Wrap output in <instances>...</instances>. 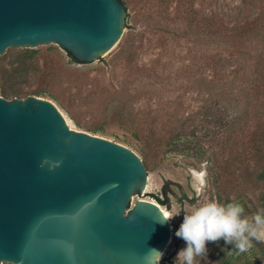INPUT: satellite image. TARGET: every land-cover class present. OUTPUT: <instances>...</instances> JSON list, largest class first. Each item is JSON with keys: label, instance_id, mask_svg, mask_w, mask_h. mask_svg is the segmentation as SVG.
<instances>
[{"label": "rangeland", "instance_id": "1", "mask_svg": "<svg viewBox=\"0 0 264 264\" xmlns=\"http://www.w3.org/2000/svg\"><path fill=\"white\" fill-rule=\"evenodd\" d=\"M122 1L125 28L109 53L75 63L59 46L40 45L28 70L7 85L53 103L69 127L140 158L146 190L131 204L156 198L166 203H157L171 228L160 264H173L186 246L175 232L195 208L228 197L247 204L249 221L258 210L261 187L249 173L258 167L253 134L264 130V0ZM192 3L205 11L207 25L183 15L176 20L175 9ZM256 16L255 30H234V20ZM20 49L0 54V71ZM195 146L206 155L196 154ZM193 172L206 174L199 192L191 186ZM206 247L207 256L196 264L213 262L212 242ZM247 252L253 264H264L262 246Z\"/></svg>", "mask_w": 264, "mask_h": 264}, {"label": "water", "instance_id": "2", "mask_svg": "<svg viewBox=\"0 0 264 264\" xmlns=\"http://www.w3.org/2000/svg\"><path fill=\"white\" fill-rule=\"evenodd\" d=\"M118 0H0V54L54 44L79 63L125 28ZM128 148L76 130L32 95L0 96V264H156L170 237Z\"/></svg>", "mask_w": 264, "mask_h": 264}, {"label": "clouds", "instance_id": "3", "mask_svg": "<svg viewBox=\"0 0 264 264\" xmlns=\"http://www.w3.org/2000/svg\"><path fill=\"white\" fill-rule=\"evenodd\" d=\"M205 173L193 172L191 186L194 192L205 187ZM245 209L239 203L221 205L209 202L197 207L190 214L184 215L183 222L175 232V236L185 242L173 264H196L197 257H206L208 242L223 239L225 244L233 245L239 253L247 252L252 241L264 242V209L259 210L249 221L244 216ZM163 223L170 219L163 216ZM171 242V241H169ZM155 253V262L160 264L164 252L151 249Z\"/></svg>", "mask_w": 264, "mask_h": 264}, {"label": "trees", "instance_id": "4", "mask_svg": "<svg viewBox=\"0 0 264 264\" xmlns=\"http://www.w3.org/2000/svg\"><path fill=\"white\" fill-rule=\"evenodd\" d=\"M125 8L126 6L122 0H118ZM189 1H195V0H189ZM240 2H246L250 0H239ZM256 1V0H253ZM190 5V6H189ZM186 8L183 9L180 5L175 9V14L177 16L176 20L180 18V15L184 16V20H187L188 22L191 20L192 23L195 22V25L200 26L202 24L207 25L209 23V18H207V15L205 11L201 9H195L192 4H189ZM169 16V14L167 13ZM246 19V18H245ZM243 19L242 23L240 20H234L235 26H237V29H234L235 31L239 30L242 33L252 30H255V27L258 24V19H260L258 16L252 19ZM236 22V23H235ZM177 31H179V23L176 25ZM238 26L240 28L238 29ZM10 49H7L5 52L9 51ZM66 52V51H65ZM67 56L75 63H79L70 53L66 52ZM18 57L13 63H10L9 67L1 68L0 71V96H2L5 99H14V98H26L29 94H22L20 91L15 90L13 87L7 85V82L9 80L17 77L20 74H24L25 71L28 70V67L31 65V63L34 60V57L36 55V51L29 48H22L17 51ZM35 95V94H32ZM150 136V135H149ZM193 136L189 137L185 141L186 144L192 143ZM177 140V136L173 139ZM172 139L171 141L174 142ZM252 142L254 143V151L257 158L258 167L249 173V176H252L253 180L260 185L261 191L257 198V204H258V210L256 213L264 209V130L255 132L253 134ZM194 149H197V153L200 156L206 155L202 148L200 147H194ZM195 154V155H196ZM209 157H207L208 160ZM157 203L160 205H165L166 203L158 198H156ZM218 204L221 205H227L229 203H239L242 205L245 209L244 216L247 217L248 214H251L249 207L247 204L241 200L240 198L230 199L228 197H219L217 200ZM213 253L214 258L213 262L211 264H253L251 258L249 257L248 252L239 253L235 250L233 245L225 244L224 240L221 239L218 242L213 243ZM264 248V245H261L259 241L253 240L252 241V247L256 248Z\"/></svg>", "mask_w": 264, "mask_h": 264}, {"label": "bare ground", "instance_id": "5", "mask_svg": "<svg viewBox=\"0 0 264 264\" xmlns=\"http://www.w3.org/2000/svg\"><path fill=\"white\" fill-rule=\"evenodd\" d=\"M145 190H146V188H145ZM160 208H161V207H160ZM161 210H162L164 216L167 217V213H166V211H164L162 208H161Z\"/></svg>", "mask_w": 264, "mask_h": 264}]
</instances>
